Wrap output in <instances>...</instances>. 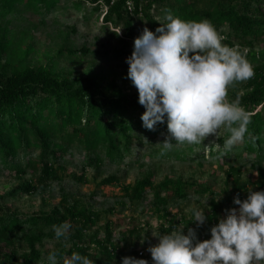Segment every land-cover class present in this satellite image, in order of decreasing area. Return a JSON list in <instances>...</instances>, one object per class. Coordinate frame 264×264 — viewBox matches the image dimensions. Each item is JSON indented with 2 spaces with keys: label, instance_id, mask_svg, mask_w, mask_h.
Returning <instances> with one entry per match:
<instances>
[{
  "label": "trees",
  "instance_id": "trees-1",
  "mask_svg": "<svg viewBox=\"0 0 264 264\" xmlns=\"http://www.w3.org/2000/svg\"><path fill=\"white\" fill-rule=\"evenodd\" d=\"M68 1L0 0V172L6 171L18 179L29 173L35 177L0 195V264H44L43 244L57 239L53 226L65 221L70 222L72 228L67 237L58 239L57 245L61 246L56 249L58 262L73 252L88 256L94 264H122L124 257L143 259L146 256H139L138 251L144 249L127 250V239L140 240L144 235L143 243L147 245L145 225L140 228L128 223L126 233L116 239L117 222L106 216H114L116 205H125L123 198L135 206L144 201L147 194H151V201L144 212L161 221V231L170 232L178 225L185 227V234L188 228L195 229L198 241L210 239V229L224 218L225 210L236 208L234 198L243 201L249 191L264 192V11L261 0H210L203 11L197 9L199 0H76L73 6L77 9L84 3L94 13L104 8V25L122 30L120 38L115 31L111 34L121 46L119 52L113 49V58L123 61L133 51L127 50L128 42L135 37L132 17L141 20V25L152 32L166 23L165 9L185 21L209 20L225 36L223 43L238 46L254 69L253 78L236 83L234 90L228 91V99L238 100L251 122L244 143L235 145L227 154H223V145L230 133L224 128L208 147L209 160L216 161L218 171L232 180V186L225 191H215L208 183L194 179H165L155 184L150 175L132 185L121 186L119 180L111 176L103 179L99 187H121L124 197L116 199V205L105 212L62 195L60 203L48 212L20 215L1 202L21 195L44 196L52 184L60 183L70 174L59 164L64 153L78 150L85 156L82 171L98 170L104 161L122 165L131 155L134 143L141 144L146 139L144 145L150 146L151 141L169 135L166 117L154 131L142 126L140 117L145 109L138 103V93L127 95L116 80L105 82L92 72L80 75L57 72L61 60L79 64H85L87 59L97 60L99 53L88 47L76 50L66 38L54 56L45 54L44 65H33L34 35L27 18L44 15ZM18 20L27 26L19 31L9 28L12 21ZM256 46L260 50L255 51ZM239 85L240 92L237 91ZM195 148L200 150L195 152ZM203 148V144H185L161 155V147L150 156L188 160L201 167ZM248 156L253 157L251 173L247 181L241 182L245 168L242 161ZM73 177L79 183L86 182L83 172ZM191 197L208 200L204 212L207 219L200 227L193 222V210L188 216L182 215L179 221L170 213L182 211L187 202H192ZM102 216L104 223L99 227Z\"/></svg>",
  "mask_w": 264,
  "mask_h": 264
},
{
  "label": "clouds",
  "instance_id": "clouds-1",
  "mask_svg": "<svg viewBox=\"0 0 264 264\" xmlns=\"http://www.w3.org/2000/svg\"><path fill=\"white\" fill-rule=\"evenodd\" d=\"M164 11L166 23L155 32L145 27L125 61L127 78L145 109L142 126L154 131L166 117L169 135L159 143L161 155L185 144L201 145L224 128L230 133L223 145L227 154L244 143L251 122L239 101L228 99V91L253 78L254 69L238 46L223 43L225 36L209 20L185 21ZM233 203L238 208L225 210V217L210 229V239L198 241L195 229L188 228L185 234L184 226L155 236L158 243L147 249L153 264H264V192L249 191L247 199L236 197ZM192 216L197 227L207 219L201 210L193 209ZM71 228L67 221L53 226L57 239L67 237ZM57 255L56 250L49 252L50 264H58ZM62 264L94 261L73 252ZM122 264L148 261L124 257Z\"/></svg>",
  "mask_w": 264,
  "mask_h": 264
},
{
  "label": "rangeland",
  "instance_id": "rangeland-1",
  "mask_svg": "<svg viewBox=\"0 0 264 264\" xmlns=\"http://www.w3.org/2000/svg\"><path fill=\"white\" fill-rule=\"evenodd\" d=\"M75 1L76 0H70L60 5L59 8L44 15H34L27 18L30 20L31 25L29 28H31L30 30L34 35L33 46L35 55H32L33 65H44L46 63L45 54L50 55V57L54 56L56 49L67 38V43L74 49L77 50L86 46L93 52L99 53V57L93 62L87 59L85 64H79V62L70 63L67 60H61L58 62L57 72H71L75 75L92 72L103 77L105 82L111 79L116 80L119 87L122 88L127 95L137 94L136 88L132 85L131 80L127 78L128 64L122 59L113 58L115 57L112 52L113 49L119 52L121 51V46L111 33L112 31H115L116 34L120 32V34L117 35L120 38L123 35L122 30L120 28L115 29L110 25H104L102 22L103 12L105 11L104 8H102L100 12L94 13L89 10V5L84 3L81 9H77L73 6ZM208 1L210 0H199L197 9L199 11L206 10ZM261 6L264 11V0H261ZM24 16L27 17L28 15ZM132 19H134L135 39L142 34L144 27L141 25V20L135 19V17H132ZM25 26L27 25L18 20L12 21V25H9V28H14L15 31H19ZM134 39L128 42L129 45L127 50L130 51L133 49ZM27 43H29V41H27ZM258 50H260V47L256 46L255 51ZM240 87L239 85L237 90L239 92ZM232 89L234 90V86L230 87L229 91H232ZM221 130L222 129L218 131L217 135ZM165 137H160L155 141H151L150 146H147V144L144 145V143H147L145 140L142 141L141 144L134 143L135 146L131 155L125 159L122 165H110L107 161H104L98 170L89 168L82 171L83 161L85 160L84 154L78 150L68 151L63 154V159L59 164L62 165L66 171L70 172L72 176L69 174L60 183L52 184L44 196L39 194L21 195L17 196L16 199L7 198L4 203H1L11 211H15L20 215L29 216L39 211L48 212L58 205L62 195H65L70 199L85 203L95 211L105 212L116 205V199H122L124 197L121 187H99L103 179L111 176L116 177L121 186L128 184L132 185L149 175L152 177L155 184L165 179L175 180L181 178L183 181L194 179L195 181L208 183L218 192L225 191L232 186V180H227L226 175L218 171L216 161L209 160L208 147L214 144L213 142L216 140L215 136H209L202 143L204 146V157L203 160H199L202 165L201 167L197 166V163L188 160L176 161L174 158L163 159L151 157L150 153L153 150L162 147L159 143H163ZM199 150L195 148V152ZM252 162V156H248L242 161L245 168L241 173V182L248 180L251 173ZM81 172L85 175V183H79L73 177V175L77 177ZM33 177L34 174L29 173L24 178L18 179L9 175L6 171H1L0 195L8 193L20 182L28 181ZM162 196L164 195L162 194ZM122 200L125 205L122 207L116 205V213L113 214L114 216H106V219H112L114 222H117L115 238L117 239L122 233H126L128 230V223L140 225V228L145 225L143 229H145V232L148 234L149 243L147 245L143 243L144 235H142L140 240L127 239V250L133 247H136L135 249H144L143 251L146 257L143 259H146L148 264H153L151 255L147 249L158 243V239L155 236L168 232L159 229L161 223L158 225L153 223V221H160L157 217L144 212L148 206L147 204L151 201V194H147L145 200L135 206L129 205L124 198ZM191 200L192 202H187L182 211L172 210L170 212L174 218L176 217V221H179L182 215L188 216L193 209L205 212L208 205V200L205 197L202 199L191 197ZM197 201L199 204H197ZM236 208H238V205H236ZM225 215L226 211L223 213L224 217ZM104 219L105 217L102 216L99 227L103 225ZM177 226L176 228L180 227ZM94 230L95 228H92V231ZM59 242L58 239L44 242L42 249L45 255L43 256L44 264H50L46 258V255L50 251L61 248V246L57 245ZM66 245L67 247L69 246L68 243ZM17 250L19 253L22 251L20 247ZM58 264H62V261L58 262Z\"/></svg>",
  "mask_w": 264,
  "mask_h": 264
},
{
  "label": "built area",
  "instance_id": "built-area-1",
  "mask_svg": "<svg viewBox=\"0 0 264 264\" xmlns=\"http://www.w3.org/2000/svg\"><path fill=\"white\" fill-rule=\"evenodd\" d=\"M138 255H139V256H145V253H144V251L139 250V251H138Z\"/></svg>",
  "mask_w": 264,
  "mask_h": 264
}]
</instances>
